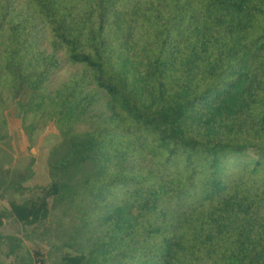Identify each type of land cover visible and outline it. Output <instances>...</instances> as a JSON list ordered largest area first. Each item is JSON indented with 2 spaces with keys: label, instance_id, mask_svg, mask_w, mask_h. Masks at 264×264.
I'll use <instances>...</instances> for the list:
<instances>
[{
  "label": "trees",
  "instance_id": "1",
  "mask_svg": "<svg viewBox=\"0 0 264 264\" xmlns=\"http://www.w3.org/2000/svg\"><path fill=\"white\" fill-rule=\"evenodd\" d=\"M7 98L60 133L9 255L14 216L54 264H264V0H0V143Z\"/></svg>",
  "mask_w": 264,
  "mask_h": 264
},
{
  "label": "rangeland",
  "instance_id": "2",
  "mask_svg": "<svg viewBox=\"0 0 264 264\" xmlns=\"http://www.w3.org/2000/svg\"><path fill=\"white\" fill-rule=\"evenodd\" d=\"M78 67L66 64L56 72L48 85L50 92L56 91ZM6 116L9 137L0 143V208H10V201L22 203L34 195L27 188L47 186L50 182L48 157L50 150L59 140L60 133L52 123L34 119L26 121L20 115L16 104L6 99ZM16 185L24 188L16 190ZM26 188V189H25ZM49 220L39 225L23 224L14 216L7 217L1 228L4 235L16 236L22 240L21 248L9 255L8 244L0 245V264H54L61 260L62 252H53L44 236Z\"/></svg>",
  "mask_w": 264,
  "mask_h": 264
}]
</instances>
